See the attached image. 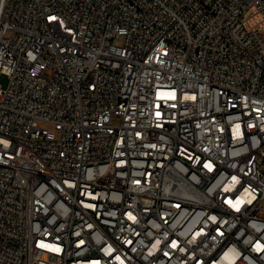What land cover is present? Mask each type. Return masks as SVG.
<instances>
[{
    "label": "built area",
    "instance_id": "built-area-1",
    "mask_svg": "<svg viewBox=\"0 0 264 264\" xmlns=\"http://www.w3.org/2000/svg\"><path fill=\"white\" fill-rule=\"evenodd\" d=\"M1 74L0 264H264V0H0Z\"/></svg>",
    "mask_w": 264,
    "mask_h": 264
},
{
    "label": "rangeland",
    "instance_id": "rangeland-1",
    "mask_svg": "<svg viewBox=\"0 0 264 264\" xmlns=\"http://www.w3.org/2000/svg\"><path fill=\"white\" fill-rule=\"evenodd\" d=\"M116 43L122 44L123 40H118V41H116ZM0 85L2 87H6L8 85V77L6 75H3V74L0 75ZM263 204H264V202H263ZM260 216L264 218V214H261Z\"/></svg>",
    "mask_w": 264,
    "mask_h": 264
},
{
    "label": "snow or ice",
    "instance_id": "snow-or-ice-1",
    "mask_svg": "<svg viewBox=\"0 0 264 264\" xmlns=\"http://www.w3.org/2000/svg\"><path fill=\"white\" fill-rule=\"evenodd\" d=\"M54 19V18H53Z\"/></svg>",
    "mask_w": 264,
    "mask_h": 264
}]
</instances>
